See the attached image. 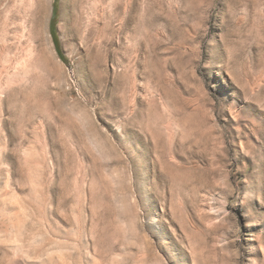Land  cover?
<instances>
[{
	"label": "rangeland",
	"instance_id": "374dc122",
	"mask_svg": "<svg viewBox=\"0 0 264 264\" xmlns=\"http://www.w3.org/2000/svg\"><path fill=\"white\" fill-rule=\"evenodd\" d=\"M0 264H264V0H0Z\"/></svg>",
	"mask_w": 264,
	"mask_h": 264
},
{
	"label": "trees",
	"instance_id": "16d2710c",
	"mask_svg": "<svg viewBox=\"0 0 264 264\" xmlns=\"http://www.w3.org/2000/svg\"><path fill=\"white\" fill-rule=\"evenodd\" d=\"M57 12H58V3H57V1H55V3H54V9H53V16H52V19H51L50 26H51V32L53 34V38H54L56 47H57L58 50H60L59 49V45H58L57 37H55V35H54V31L56 32V27H55L56 23H55V20H56V17H57Z\"/></svg>",
	"mask_w": 264,
	"mask_h": 264
}]
</instances>
